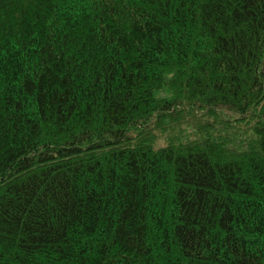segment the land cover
<instances>
[{
	"label": "trees",
	"instance_id": "16d2710c",
	"mask_svg": "<svg viewBox=\"0 0 264 264\" xmlns=\"http://www.w3.org/2000/svg\"><path fill=\"white\" fill-rule=\"evenodd\" d=\"M0 264H264V0H0Z\"/></svg>",
	"mask_w": 264,
	"mask_h": 264
},
{
	"label": "rangeland",
	"instance_id": "374dc122",
	"mask_svg": "<svg viewBox=\"0 0 264 264\" xmlns=\"http://www.w3.org/2000/svg\"><path fill=\"white\" fill-rule=\"evenodd\" d=\"M162 142V141H161Z\"/></svg>",
	"mask_w": 264,
	"mask_h": 264
}]
</instances>
